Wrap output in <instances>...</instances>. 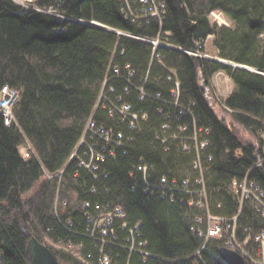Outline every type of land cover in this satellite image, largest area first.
Here are the masks:
<instances>
[{"label":"trees","instance_id":"obj_1","mask_svg":"<svg viewBox=\"0 0 264 264\" xmlns=\"http://www.w3.org/2000/svg\"><path fill=\"white\" fill-rule=\"evenodd\" d=\"M33 2L63 17L0 0V87L20 93L16 123L5 126L0 113V264H28L22 224L60 264H101L103 256L109 264H175L166 260L190 257L200 245L193 218L202 211L189 206L179 189L164 195L161 179H188L194 186V156L171 137L207 141L200 155L213 214L237 212L227 186L248 171L264 191V0H162L160 20L138 18L135 0H129L130 12L125 0ZM213 12L222 13L229 26L213 22ZM208 36L220 58L256 72L187 53H205ZM155 40L170 48L154 51ZM219 71L233 82L223 99L212 86ZM175 81L183 113L170 93ZM134 86L143 87V95ZM123 104L137 115L133 128L115 110ZM89 121L110 130L113 141L122 134V145L86 132ZM27 144L34 153L24 160L19 147ZM98 153L104 161L93 159V172L81 165ZM119 208L124 214L112 219L115 236L104 242L96 231L91 237L85 213ZM238 224L258 231L264 218L246 202ZM135 225V238L146 242L149 255L128 249V228ZM58 241L64 248L47 244ZM219 245L211 241L202 252L206 264H224L216 256Z\"/></svg>","mask_w":264,"mask_h":264},{"label":"built area","instance_id":"obj_2","mask_svg":"<svg viewBox=\"0 0 264 264\" xmlns=\"http://www.w3.org/2000/svg\"><path fill=\"white\" fill-rule=\"evenodd\" d=\"M34 0H24V3L22 2L21 6L26 8H31L30 6L34 7L31 9L39 10L41 12L50 13L52 10L50 9H38L34 5ZM138 9L140 12H137L138 18L139 15L142 16H156L160 20L161 16L164 14V5L162 0H135ZM126 7L128 8L129 12L131 11V6L129 3V0H125ZM50 11V12H49ZM53 12V11H52ZM50 14H57V13H50ZM131 15H134L131 13ZM56 17H63L60 14L55 15ZM165 47L170 48V46L166 45ZM190 55L198 56V57H206V55L197 52H187ZM115 73L119 74V70L117 68H114L113 70ZM174 88L171 89L170 93L173 99H175L174 105L180 108V113H183L186 111L185 108H182L178 105V97H179V85L178 82L175 81ZM139 92L141 95H143V92L141 89H139ZM20 93L18 90L10 88L7 85H3L0 87V113L2 115L3 123L5 126H11L12 124H15L16 121L14 119L13 114V107L16 105V103L19 100ZM131 107L127 104H123L119 108H115V110L124 118V119H131L130 127H134V121L137 120V115L131 113ZM112 112V111H111ZM145 118V116H144ZM166 129L167 127H164ZM85 131H89L91 133H94L96 136L100 137L104 142L106 143H112L115 144L117 147L121 146L122 143L120 141L122 134L118 133V140L113 141L111 131L108 130H102V129H96L95 125L89 121V123L86 126ZM173 138L175 143L178 142L181 151H183L186 154H192L194 156V160L192 162V170L196 174V179L194 181V186L190 185V182L188 179H182V180H175L171 179L168 180L163 177L161 179V192L165 195V192L172 191L179 189L181 192L188 195V205L197 209H200L202 211V214L196 215L193 218L194 223V232L197 234V236L200 239H204L207 241L208 239H218L223 238V241L226 245L230 247H234L238 249V246L232 242V237H229L227 235H232V233L229 231V229H234V234H237V237L240 238V234H242L243 231L249 230L248 228H243L242 230L239 229L238 219L241 214L242 206L244 203L248 202L251 207L253 208L254 212L257 213L260 217L264 218V191L261 189V187L254 181L249 178V171L246 173V175L241 180H234L231 182L227 187L229 191L237 198L238 201V210L237 212L230 217H223L220 215H214L212 212H210V202L209 199H207V192L204 184V178L203 174L206 171L204 160L201 158V151L206 147L207 141H199L197 136H193L188 141H185L181 138H177L175 136L171 137ZM167 139H164L162 143H165ZM83 142V138L80 143ZM24 148L23 155L25 157L29 156V151L32 150L30 145H24L19 150ZM106 150H102V152H105ZM92 154V150H90ZM109 156H113V151H108ZM104 155L102 153H98L93 157L91 155V159L86 162H82L81 165H83L86 169L89 167H92L91 164L93 162V159L96 161L103 160ZM210 157H207V161H210ZM143 171V179L146 181V171L147 167H142ZM216 207H221V204L216 203ZM95 210L100 209V206L95 205ZM122 210L115 209L113 211H107V212H97L96 215H94L91 212H86V217L88 218L89 223L92 225V232H90L91 237H95V232L99 231L101 234L100 238L105 242L104 239L108 238V235L115 236L114 230L111 227L112 225V219L115 218H121L123 216ZM97 216V217H95ZM105 237V238H104ZM264 240V233L260 234L258 236ZM57 246H63L62 242H59L56 244ZM70 247L71 245H67ZM143 255H148L144 253H140ZM101 264H109V258L108 256L101 257Z\"/></svg>","mask_w":264,"mask_h":264},{"label":"bare ground","instance_id":"obj_3","mask_svg":"<svg viewBox=\"0 0 264 264\" xmlns=\"http://www.w3.org/2000/svg\"><path fill=\"white\" fill-rule=\"evenodd\" d=\"M207 38L205 39L206 42L208 40ZM205 41H204V43H205ZM199 58H201V57H199ZM203 59H208V60L212 61V58L203 57ZM220 61L225 63V61H223V60H220ZM245 70L246 71H251V72H256V70L252 71V70H249V68L245 69ZM216 74H217V72L214 75H216ZM167 81L169 83H171V75L170 74L167 76ZM178 85H179V83H178ZM135 88H137V87H135ZM137 89H138V91H139V89L143 90V87H140V88H137ZM123 93L127 94L128 93V88H124L123 89ZM117 99L120 100V96H118ZM23 146L24 145H21L19 148H21ZM103 161H104V158H103V160H98L97 164L102 163ZM87 169L88 170L91 169L92 172H93L95 167L93 165L92 167H89ZM63 171H64V169L61 171V173ZM121 212H122V214H124L123 211H121ZM122 222L126 223L124 217L122 219ZM123 230H126V225L124 226ZM235 230H236V228L234 229V231ZM128 231H129L130 237L127 238V244H128V249H129L130 253L135 251V252H137L138 256H140L139 255L140 253L148 254L147 249H146V242H144V241L141 242L139 237H138V239L135 238L134 232L138 231L137 225H135L133 228L129 227ZM229 231L232 233V235H227V236H229V237L233 236V239H231V240H232L233 243H235L238 246V249L226 245L224 243V241H223L224 237L218 238V239H208L207 241H205L204 239H199L200 245L195 249V251L193 252V254L190 257H188L186 259H182V260H175V261H173L172 259H167L166 261L168 263H175V264H183V263H189V262L191 263V261H192V264H194L195 262H200V264H206L205 261L203 259H201L202 252L207 251V249L208 250L210 249V247H211L210 246V242L211 241L217 240L218 243H220L218 248L224 247V248H227L229 250L235 251L243 259L245 264H264V240L262 238L258 237V236H260V234L264 233V229L258 230V231H254L251 228L249 230L243 231L242 234H240V238L237 237V234H234V231H232V229H229ZM120 246H121V244H119V247ZM121 247H123V246H121ZM217 250H216L217 258L221 262H223L219 258L218 254H217ZM100 261H101V259H100ZM142 263H144V260H142Z\"/></svg>","mask_w":264,"mask_h":264},{"label":"rangeland","instance_id":"obj_4","mask_svg":"<svg viewBox=\"0 0 264 264\" xmlns=\"http://www.w3.org/2000/svg\"><path fill=\"white\" fill-rule=\"evenodd\" d=\"M15 3H17V4H19V5H21L22 4V2L24 3V0H13ZM31 8H34V7H32V6H30ZM50 12V11H49ZM50 13H54V12H50ZM55 15H57V14H55ZM211 19H212V21L213 22H215L216 24L218 23V24H220V25H226V26H229V20L222 14V13H219V12H213L212 14H211ZM208 40H207V43H206V46H205V53H204V55H206L207 57H209V58H212V59H217V60H223V61H225V62H227V63H231V65H235V64H237V63H234V62H232V61H228V60H226V59H222V58H220L219 56H218V54L216 53V51H215V49L213 48V46H212V41H213V36H209L208 38H207ZM151 44H152V46L154 47V51L158 48V47H165L166 45H164V44H162V43H160V42H158L157 40H155V41H152V42H150ZM224 66H226V65H224ZM227 67H230V68H232V69H238L237 67H234V66H227ZM243 65H242V67H240L242 70H243ZM249 68V70H252V71H254V69H250V67H248ZM244 70H245V68H244ZM212 86H213V88H214V90L216 91V93H217V95L220 97V98H224V97H226L227 96V94H229V93H231L232 92V89H233V84H232V81H231V79H230V77L229 76H227V74L225 73V72H223V71H219V72H217V74L216 75H214L213 77H212ZM213 94V93H212ZM215 97H216V95H215ZM211 106H212V108H213V110L217 113V114H219V113H221V107H220V104H217L216 103V106H215V101L213 102L212 100H211ZM14 119H15V117H14ZM24 148H22L21 149V151L22 152H19V154H20V156H21V158L22 159H24V160H27V159H29L30 158V156L34 153L33 152V150H31V151H29V156L28 157H25L24 155H23V153H24V151H26V149L25 150H23ZM72 157H73V155H72ZM187 172H185L184 174H186ZM187 175H189V173L188 174H186L185 176H187ZM47 178H50L48 175H47ZM227 189H228V187H227ZM229 190V189H228ZM57 196V195H56ZM207 199H208V197H207ZM214 215H217V214H214ZM223 217H228V216H223ZM46 241V240H45ZM41 243V242H40ZM42 244H44V243H42ZM47 244H51V245H53V247H55V249H58V248H60L59 246H57L55 243L53 244V243H51V242H47ZM45 245V244H44ZM46 246V245H45ZM46 247H48V246H46ZM49 248V247H48ZM61 248H64V246H62ZM60 248V249H61ZM50 249V248H49ZM56 257V256H55Z\"/></svg>","mask_w":264,"mask_h":264},{"label":"water","instance_id":"obj_5","mask_svg":"<svg viewBox=\"0 0 264 264\" xmlns=\"http://www.w3.org/2000/svg\"><path fill=\"white\" fill-rule=\"evenodd\" d=\"M212 61L221 65L234 66L239 69L242 67V65L239 64L231 65V63H223L222 61L216 59H212ZM244 68L248 69L246 66L243 67V70ZM21 232L27 237L25 255L28 264H60L51 249L40 243L27 230L24 224L21 225ZM217 254L225 264H245L243 259L235 251L229 250L227 248H218Z\"/></svg>","mask_w":264,"mask_h":264}]
</instances>
